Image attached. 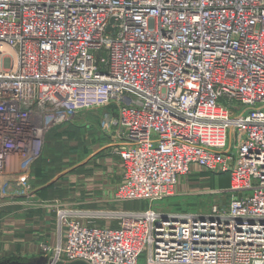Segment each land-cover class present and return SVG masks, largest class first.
I'll return each mask as SVG.
<instances>
[{"label": "built area", "instance_id": "obj_1", "mask_svg": "<svg viewBox=\"0 0 264 264\" xmlns=\"http://www.w3.org/2000/svg\"><path fill=\"white\" fill-rule=\"evenodd\" d=\"M98 109L112 199L147 205H58L44 264H264V0H0V198L29 202L46 134ZM197 168L226 204L154 207Z\"/></svg>", "mask_w": 264, "mask_h": 264}, {"label": "rangeland", "instance_id": "obj_2", "mask_svg": "<svg viewBox=\"0 0 264 264\" xmlns=\"http://www.w3.org/2000/svg\"><path fill=\"white\" fill-rule=\"evenodd\" d=\"M103 109L78 111L72 120L61 128L52 131L45 137L42 153L31 166V187L44 183L54 178L53 192L46 196L43 201L39 200L35 195L29 202L20 199H4L0 198V237L10 236L11 228L9 221L12 219L11 211L19 210L18 219L14 222L18 223V228L13 229L21 232L24 230L25 224L22 223V209L25 206L32 208L45 209L50 217L48 226L51 229V246H54L56 239L55 210L60 205L59 199L67 197L65 201H70L71 207H75L74 202L79 197L88 200L91 191H84L83 178L91 174L94 161L99 154L96 150L107 142L103 134L100 132V122L102 120ZM89 154V156H87ZM117 156V155H116ZM118 157V156H117ZM98 159V158H97ZM227 174L214 175L202 169H192L191 172L181 178L176 187V193L172 196L164 198L160 201L153 202L155 208L170 211H184L196 213L199 211L207 212L213 204H226L230 198V192L227 190L229 180ZM248 191L246 193H250ZM118 204L119 208L114 207ZM74 205V206H73ZM91 205V204H85ZM147 205L143 201H115L110 195L107 208L85 207L89 211H109L111 209H143ZM92 206V205H91ZM95 206V205H94ZM114 207V208H113ZM82 208V207H80ZM71 209V208H69ZM17 213V212H16ZM15 213V214H16ZM54 218H53V217ZM16 218V217H14ZM8 219V220H7ZM26 221V220H24ZM13 222V224H14ZM99 225L114 226L115 222L109 216H103L96 219ZM15 223V224H16ZM18 233H15L17 235ZM47 234H49L47 232ZM49 244V245H50ZM144 255L139 258V263L143 264Z\"/></svg>", "mask_w": 264, "mask_h": 264}, {"label": "crops", "instance_id": "obj_3", "mask_svg": "<svg viewBox=\"0 0 264 264\" xmlns=\"http://www.w3.org/2000/svg\"><path fill=\"white\" fill-rule=\"evenodd\" d=\"M95 152L99 154V156L96 157L95 160H93L94 166L92 167L91 174L83 178V181L81 183V185L83 184L82 186L84 191H91V194L88 197L89 199L86 200L85 198H81L78 192L77 196L79 198L76 199L77 201L74 202L75 207H71L69 204L70 201H65L66 198H68V196L70 195L68 193L67 197H62L61 199H59L61 200L60 205L66 208L78 209H85V207H110L108 206V199H110L112 190L120 181L121 177L120 161L115 154L110 152V149L107 147V142H102V145L99 146L96 150H94L92 154ZM87 156H89V154ZM226 176L228 178V175ZM54 183V178H52L35 187V195H37L39 200L43 201L44 198H49L46 196L51 195V193L53 192L52 185ZM86 203L91 204L92 206H85ZM114 207L119 208V205L114 204ZM22 212V219L26 220H22V223L25 224V227H23L24 230H21V232L15 231L14 234L12 230L19 227L18 223L14 222V219L19 218L17 216L19 210H13L9 215L12 216V219L9 221V223L11 224L9 227L11 228V235L8 237L3 236V238L0 237V261H3L5 259H19L21 261L32 260L34 258L39 257L38 253L40 243H52L50 238L51 229L48 227L50 225V222L48 220L51 216L50 212L49 215H47L48 212L45 209L40 210L39 208H32L29 206L23 207ZM55 224V241H57L56 217ZM47 232L49 234H47ZM15 233L18 234L15 235Z\"/></svg>", "mask_w": 264, "mask_h": 264}, {"label": "water", "instance_id": "obj_4", "mask_svg": "<svg viewBox=\"0 0 264 264\" xmlns=\"http://www.w3.org/2000/svg\"><path fill=\"white\" fill-rule=\"evenodd\" d=\"M103 57L105 58V54H103ZM45 262H46L45 257L39 256L29 261H21L19 259H13V260L5 259L3 261H0V264H44ZM52 264H88V263L82 260H75L71 262L56 261Z\"/></svg>", "mask_w": 264, "mask_h": 264}, {"label": "trees", "instance_id": "obj_5", "mask_svg": "<svg viewBox=\"0 0 264 264\" xmlns=\"http://www.w3.org/2000/svg\"><path fill=\"white\" fill-rule=\"evenodd\" d=\"M62 126H60V127H58V128H61ZM58 128H55V129H52V130H50L47 134H49L50 132H52V131H57L56 129H58ZM46 134V135H47ZM46 137V136H45Z\"/></svg>", "mask_w": 264, "mask_h": 264}]
</instances>
